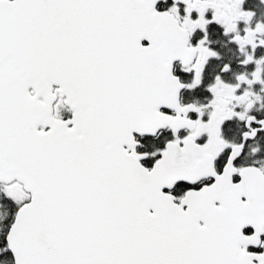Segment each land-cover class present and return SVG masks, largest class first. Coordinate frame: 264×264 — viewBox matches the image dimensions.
I'll use <instances>...</instances> for the list:
<instances>
[{
	"label": "snow or ice",
	"instance_id": "1",
	"mask_svg": "<svg viewBox=\"0 0 264 264\" xmlns=\"http://www.w3.org/2000/svg\"><path fill=\"white\" fill-rule=\"evenodd\" d=\"M258 6L0 0V264H264Z\"/></svg>",
	"mask_w": 264,
	"mask_h": 264
},
{
	"label": "flooded vegetation",
	"instance_id": "2",
	"mask_svg": "<svg viewBox=\"0 0 264 264\" xmlns=\"http://www.w3.org/2000/svg\"><path fill=\"white\" fill-rule=\"evenodd\" d=\"M256 4L258 5V0H255ZM258 19H264V6H258L256 9ZM65 117H68V113H64Z\"/></svg>",
	"mask_w": 264,
	"mask_h": 264
}]
</instances>
